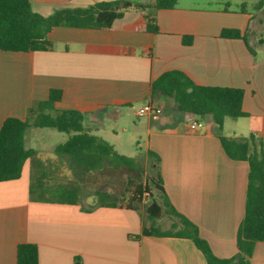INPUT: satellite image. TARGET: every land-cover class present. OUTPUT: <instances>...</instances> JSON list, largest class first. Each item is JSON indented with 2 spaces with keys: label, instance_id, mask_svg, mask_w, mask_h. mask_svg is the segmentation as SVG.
<instances>
[{
  "label": "crops",
  "instance_id": "crops-1",
  "mask_svg": "<svg viewBox=\"0 0 264 264\" xmlns=\"http://www.w3.org/2000/svg\"><path fill=\"white\" fill-rule=\"evenodd\" d=\"M103 1L114 0H31L45 17ZM124 1V16L108 30L55 27L48 36L54 44L49 51L0 49V129L9 117L27 120L29 109L38 108L52 89L62 91L55 108L85 113V127L94 135L106 118L122 121L135 115L142 121L130 127L146 138L140 153L148 161L149 151L159 156L174 211L198 227L215 257L231 259L239 252L249 162L227 156L213 121L179 112L173 99H153L151 84L176 69L198 85L243 88L249 135L257 140L253 151L264 158V57L247 38L220 37L224 28L240 29L246 37L253 17L232 20L228 8L181 0L162 10L154 7L155 0ZM137 3L146 7L138 9ZM150 19L158 33L147 30ZM187 35L193 36L191 45L183 44ZM169 100L175 107L169 108ZM146 104L161 112L139 117L137 110ZM57 136L31 124L25 145L36 155L25 161L19 179L0 182V264H17L18 246L25 243L37 245L39 264H211L192 239L145 235L151 222L143 208L96 207L94 196L71 203L58 195L55 191L73 177L55 153L61 143ZM113 136L114 143L107 142L120 153V136ZM58 179L66 181L53 186ZM250 264H264V242L256 243Z\"/></svg>",
  "mask_w": 264,
  "mask_h": 264
},
{
  "label": "trees",
  "instance_id": "trees-1",
  "mask_svg": "<svg viewBox=\"0 0 264 264\" xmlns=\"http://www.w3.org/2000/svg\"><path fill=\"white\" fill-rule=\"evenodd\" d=\"M178 0H155L157 10L173 9ZM146 5L137 3L136 8ZM127 1L97 2L86 8H63L45 17L33 8L31 0H0V49L10 52L49 51L53 42L49 33L55 27L108 30L124 16ZM147 30L158 33V26L150 19ZM220 37L243 39L240 29L224 28ZM193 36L183 37L184 45H191ZM243 88L203 86L195 83L181 70L162 73L151 84V97L173 99L179 112L195 115L201 120H211L215 132L227 156L249 162V184L246 213L238 230L239 252L231 259H218L208 242L199 234L198 227L186 217L174 211L163 186L157 154L149 151L153 159L152 173L147 174L145 165L137 157L117 152L113 145L92 134L85 127L86 114L76 110H57L55 103L62 99V91L52 89L46 101L38 108L29 109V118H7L0 129V182L21 177L26 160L36 155L27 149V129L36 127L55 129L67 135L56 146L55 153L66 161L72 173V181L61 186L58 195L75 203L90 196L96 198V207L127 208L139 211L146 198L149 226L145 235L174 236L192 239L211 264H250L256 243L264 242V158L253 151L256 138L249 136H225L223 127L227 118H245L250 114L243 108ZM164 211L177 217L180 225L163 230L158 224ZM17 264H39L37 245L20 244Z\"/></svg>",
  "mask_w": 264,
  "mask_h": 264
},
{
  "label": "rangeland",
  "instance_id": "rangeland-1",
  "mask_svg": "<svg viewBox=\"0 0 264 264\" xmlns=\"http://www.w3.org/2000/svg\"><path fill=\"white\" fill-rule=\"evenodd\" d=\"M142 1V0H138ZM185 5L194 4L199 7H206L211 9H225L228 8L234 15H229L232 20H240L242 15L251 14L253 17L250 21V27L246 32V38L254 48L255 52L260 58L264 57V0H181ZM197 6V7H198ZM239 13V14H238ZM169 108L175 107V104L172 100H169ZM196 118V116H194ZM135 121L139 123L142 120H139L135 115H131L127 118H122V121L114 119L106 118L103 121V128L99 132L102 137H104L109 143H114L115 137L113 134L118 133L120 136L118 149L121 154L136 157L138 155V159L142 161L145 165V169L147 174L152 173L151 165L153 163V159L149 158L147 160V156L145 153H140L141 151H145L146 149V138L145 136L136 135V133L132 130L130 125ZM251 120L248 118L234 119L227 118L225 120L224 126V135L229 136L230 134L237 133L238 135L244 134L249 135V127ZM56 132L61 143L67 139V135L64 133H59L55 129H51ZM126 130V131H125ZM58 132V133H57ZM59 137V138H58ZM118 143V142H115ZM141 144V147H139ZM66 180H54L53 186L57 184V182H65ZM40 185L37 186V188ZM150 204V200L146 198L144 205L141 207L146 210V207ZM146 212V211H145ZM162 229L167 230L173 228V224L180 225V222L177 217L173 216L171 213L164 211L159 223Z\"/></svg>",
  "mask_w": 264,
  "mask_h": 264
},
{
  "label": "built area",
  "instance_id": "built-area-1",
  "mask_svg": "<svg viewBox=\"0 0 264 264\" xmlns=\"http://www.w3.org/2000/svg\"><path fill=\"white\" fill-rule=\"evenodd\" d=\"M161 111H160V109L159 108H155L153 105H151V104H146V105H144V106H142V107H140L138 110H137V115L139 116V117H143V116H146V115H149V114H151V115H155V114H158V113H160ZM199 125V127H201L202 126V124H198Z\"/></svg>",
  "mask_w": 264,
  "mask_h": 264
}]
</instances>
